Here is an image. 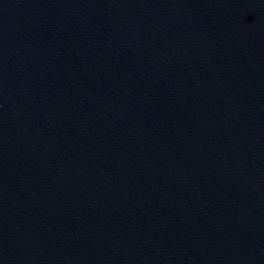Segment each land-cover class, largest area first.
I'll return each instance as SVG.
<instances>
[{"label":"water","instance_id":"obj_1","mask_svg":"<svg viewBox=\"0 0 264 264\" xmlns=\"http://www.w3.org/2000/svg\"><path fill=\"white\" fill-rule=\"evenodd\" d=\"M0 264H264V0H0Z\"/></svg>","mask_w":264,"mask_h":264}]
</instances>
